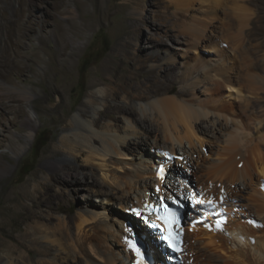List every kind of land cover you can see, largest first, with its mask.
I'll return each mask as SVG.
<instances>
[{
    "label": "rangeland",
    "instance_id": "1",
    "mask_svg": "<svg viewBox=\"0 0 264 264\" xmlns=\"http://www.w3.org/2000/svg\"><path fill=\"white\" fill-rule=\"evenodd\" d=\"M20 7L25 13L16 25L13 21ZM28 18L34 27L30 40L23 41L28 47L27 52L33 54L37 60L32 63L31 71L16 74L13 78L16 87L26 90L29 97L19 92L13 103H10L7 97L0 98V167L3 169H0V242L12 247L19 245L17 235L29 227L35 228L39 230L35 237L40 245L51 242L59 244L60 241L63 245L71 247V261L78 257L79 264H86L87 261L88 264H103L95 247L87 244L84 248H77L74 239L78 233L73 222L78 214L82 213L89 218L87 211L93 212L92 215L98 213L100 216L89 219V224L99 226L98 223L102 224L104 221L109 225L108 237L113 240V248L105 244L104 248L101 246L103 252L108 248L110 252L115 253V249L124 246L116 237V233L132 234L133 231H138L137 226L144 229V221L137 218L131 211L132 207H129L136 203V199L129 198V193H125L127 189L117 190L112 182L107 181L105 184L101 179L102 168L99 164L103 161L99 156L92 158L93 162H88L90 166L85 170L90 174V178L86 183L85 174L79 172L75 181L71 171L63 174L51 167L50 163L60 162L72 167L84 164L88 152L85 147L93 143L86 137V132L77 130V122L82 121L85 124L101 118V112L109 103L133 107L136 113L131 117L120 115L118 122L102 118L101 127H94L92 131L97 132L100 137L110 135L117 138L119 135L129 136L132 140L139 137L135 136L138 131L146 141H159L158 144L162 148L170 151L172 143L163 139L159 131L161 125L153 122V114L144 123L153 129L152 134H147L143 128L142 110L151 109V103L161 96L155 93L156 91L167 87H172L174 91L183 87L189 89L186 77H193V81L201 80L204 76L196 69L205 66V63L207 67L217 66L219 63L225 71L222 79L216 77L215 71L208 73L204 77L206 85L201 83L196 89H189L185 99L189 103L193 102V106L195 104L197 108L200 105L210 107L213 98L219 96L216 99L220 100L221 97L225 109L230 110L232 120L226 124L223 117L215 118L218 122V132L214 131L209 136L200 134L193 126L192 135L196 131L195 134L202 138V146L197 144V150H191L187 142L183 141L182 147H185L188 161H183V153L178 154L179 157L176 154L174 158H169L172 169L166 164L163 176L167 179V175L173 173L172 180L168 186L162 183V188L174 194L181 190L184 196H189L192 192L198 196H202L203 192L210 196L222 192L229 193L228 183L215 181L208 166L218 161L217 152L225 144L227 133L234 132L243 121L248 124L251 122V127L254 126V129L258 128L261 132L255 133L254 138H258L260 134L264 135V116L259 114L264 111V106L255 102L256 98L264 95V0H0L2 74L10 70L3 67L5 57L13 56L19 59V62L23 61L22 63L27 61L23 49L8 48L2 40L7 35L17 39L19 29L27 24ZM9 28H12V31L8 33ZM62 41L67 47L65 59L68 70L65 75L60 76L55 61L63 58L60 48ZM147 51L155 52L159 61L147 63V67L155 66L153 79L147 82L148 84H140L143 74L138 73L132 59L140 56L144 58ZM194 65L196 69H193ZM127 76H132L130 82L133 87L115 101H111L109 95L112 89L116 84L125 85ZM227 79L231 80L234 90L229 89ZM0 80L9 86L3 78ZM211 80L219 84L215 90ZM92 82L97 85L89 86ZM52 84H65V98L60 105V98L50 94ZM10 104L21 106L24 113L14 115L8 107ZM83 104L89 110L85 119L79 116ZM150 112L153 113L152 110ZM244 112H247V115ZM15 118L17 120L14 123L12 121ZM27 119H30L32 124H28ZM109 123L115 124L116 129L104 128ZM40 135L42 141L48 142L38 151L36 141ZM12 142L18 150H12ZM79 142L84 151L83 155H79L76 148ZM174 144L176 147L177 143ZM101 145V142L94 143L93 147L101 149ZM155 152V149L149 148L143 158L148 164L158 166L163 160L157 157ZM122 153L124 156L119 158L126 161L131 159V164L127 165L126 169H121V161L120 164L117 161H107L109 176L133 171V165L139 161L138 154H141L139 150L133 149L122 150ZM243 165L244 163L239 168L242 169ZM254 175L257 181L260 178L258 172H254ZM151 178H148L151 182L148 192L157 197V178ZM255 178L253 182H256ZM243 184L240 180L239 187ZM25 185L27 189L24 191ZM248 188L242 191L240 202L238 199L237 202H232L235 206L239 203L248 204L245 197L251 192V188ZM97 189L107 192L108 199L92 194L91 191ZM89 195H92L91 198L98 207L92 208L88 205ZM135 203L134 206L137 205ZM27 208L34 212V218L24 222ZM251 211L254 219H258L254 210ZM258 223L261 224V221L258 220ZM184 231L186 249L183 248L182 256L185 264H206V261L196 258L199 249L195 243L187 241L186 233L190 230L185 228ZM133 237L139 241L136 235ZM139 242L143 246L141 240ZM96 245L100 246V241ZM145 249L148 251L147 247ZM33 250L31 247L30 253L23 254L26 261L31 256L50 264L67 263L59 247L55 246L56 254H59L56 260L54 255L37 256ZM147 261L148 264H158V261L149 256V251ZM124 262L130 264V260L124 259Z\"/></svg>",
    "mask_w": 264,
    "mask_h": 264
},
{
    "label": "bare ground",
    "instance_id": "2",
    "mask_svg": "<svg viewBox=\"0 0 264 264\" xmlns=\"http://www.w3.org/2000/svg\"><path fill=\"white\" fill-rule=\"evenodd\" d=\"M24 13H25V10L22 7H20L17 17L13 21L16 25L19 23L20 18L24 15ZM33 27H34L33 22L30 20V18H28L27 24H25L24 27L19 29L17 39H13L10 35H7L6 38H3L2 40L4 41V44L8 46V48H12L16 50L17 48L23 49L24 58L27 60L26 62L22 63L23 61L19 62V59L14 58L13 56L12 58L7 56L5 57L6 60L3 62V67L7 68L8 70L10 69V70L4 74H2L1 73L2 71H1L0 78H3L6 81L7 85L9 86H6V84H4L5 82H2L0 80V98L1 97L9 98L10 103L14 102L16 94L19 92L22 93L24 96L29 97L28 92L26 90L16 87L13 77L16 74H21V73L24 74V73L31 71L32 63H34V61L37 60L36 57H33V54H30L29 52H27L28 47L26 46V42L23 41L24 39L30 40V33L32 32ZM11 31H12V28H9L8 33ZM60 48H61L63 58L55 62H56V69L59 70L58 74L62 76V75H65V73L68 70V68L66 69V59H65V54L67 53V47L63 41L60 42ZM4 54L6 56V53ZM126 54L127 53L125 52L124 55ZM14 56H15V53H14ZM132 60L135 63L134 65H136V70L138 71V73L140 72L143 74V76L141 77L142 81L140 84L150 82L153 79V75H154L153 71H154L155 66L152 65L150 67H147V63L150 61L153 63H158L159 58L157 54L155 52L147 51L144 54V58H141L140 56L138 58L134 57ZM205 64L207 65V63ZM217 64H218L217 66L213 65L214 67L211 65H210L211 67L209 66L207 67L206 65L201 66L203 65L201 63L200 65L201 67L200 68L198 67L199 69H196L195 65L193 69L201 71V74L204 77L207 76L208 73L215 71L216 77L218 76V78L221 77L222 79L223 77L222 74L225 71L223 70L224 68L222 69V66H220L219 63ZM196 65H198V63ZM160 67H162V65ZM11 69L13 73H11ZM172 70L173 68L170 69V72H172ZM192 72H194V70ZM192 75L193 73L191 74V76ZM204 77L200 78L201 80H198V81L195 80L196 81L195 82L193 81V77L189 78L187 76L186 78L189 81L188 82L189 89L190 90L196 89V87H198V84H201V83L204 84L205 86L206 82H204ZM131 79H132V76H127L126 77L127 82L125 83V85L116 84L114 86V88L112 89V92L109 95L112 99L111 101H115L123 93H126L128 89L130 90L133 87V85L130 82ZM226 81H227L226 84L229 86V89L234 90L233 84L230 83L231 80L227 79ZM212 84H213L212 86L214 87V90L215 88H218L219 84L216 83V81H214V83L212 81ZM64 85L65 84L55 86L52 84V89L50 90L51 96L57 95L60 98V103L58 105H60L62 103V100H64L65 98L64 96H65L66 90H65ZM95 85H97V83L92 82L90 83L89 86H95ZM146 87L148 86L146 85ZM189 89H184L183 87L179 91H174L172 87H167L165 89L156 91L155 93L161 94V96L157 98L156 100L154 99L155 101L151 103V109L142 110V115L144 117V120L142 121L143 128L145 129L147 134L148 133L152 134L153 129H151V127L148 125H144V123L148 120L147 118L150 117L151 114H153V118H152L153 122L160 123L161 125V127L159 128V131L163 139L166 142L169 141L172 143V147L170 148V151H166L164 148H162L158 144L159 141L158 143L154 141H153L154 143H150L146 141V139H143L142 134L138 131L135 133L136 134L135 136H139V137H136L137 139L133 138L134 140L128 138L129 136L121 137L119 135L117 136V138L112 137L110 135L108 137H100L101 135L99 136L97 132L92 131L94 130L93 129L94 127H101L102 118H108L114 122H118L121 118L120 115L121 116L123 115L124 117L125 116L131 117L136 113L133 107L109 103L106 105L105 110L101 112V118L96 119L92 121L91 123L84 124V122L82 123V121L77 122V125H76L77 130L80 129L86 132L87 133L86 137H88V139L91 140V143H93L91 145L90 144L86 145L85 147L88 149V152H87L84 164L78 165L77 167H72L69 165H63L60 162L50 163L51 167L59 170L60 172H63V174L65 172L71 171L72 175L75 177L74 179L75 181H76V177L79 172L82 173L83 175L85 174L84 179L86 183V181H88L87 179L90 178V174L87 173L85 170L86 168L90 166L88 165V162H91L92 158L95 159L96 156H99L101 161H103V163L99 164L100 167L102 168L101 169L102 174L100 177L103 180V182L105 184H107L106 183L107 181L112 182L114 186H116L117 190L123 189L124 191L125 189H127L125 190V193L126 194L129 193V198L131 197V200L136 199L137 205L134 206V203H135L134 202L129 207H132V209L140 210L141 216L139 217L136 216V217L142 219L146 227H144L143 229V227L138 228L137 226L138 231L137 232L133 231L132 234L128 232L127 234L116 233L117 235L116 237L119 238L121 242H123L124 246L122 248L115 249L116 250L115 253H112V251L110 252V249L108 248L106 249V252H103L104 250L103 248L105 247V244H109L108 246L110 248L113 245L112 243L113 240H110L108 237V231H110L109 225L106 224L104 221L101 222L102 224L98 223L99 226H91L89 224V221H90L89 219H93V218L100 216L98 213H94L95 215H92L93 212L87 211V214L89 213V218H87V216L82 213L78 214V216L74 218L73 223L77 229L76 233H78L77 238L75 237L76 239H74L77 248H84V246H86L87 244L92 248L95 247L97 249L99 258H102L101 260L103 261V264H126L124 262V259L130 260L129 263L134 264L136 257L134 254L129 252L124 241L126 237H129V236L133 237L135 235L138 237L139 241L141 240L144 246L143 248L145 249L147 247V250L149 251V256L151 255V257H153V260L158 261V264L162 263L163 258L160 252V245L157 243V238L151 235L152 233L149 231L147 227L148 217L150 218V215L146 213L145 205H148L149 203L152 205L154 204L156 205L158 202H162V201L165 202L166 200H169V199L178 200V198H184L185 196L181 190L177 194L164 190V188H162V183L163 185H166V186L171 184V180H172L171 176L173 173L171 175L169 173V176L167 175V179L166 177L163 176L164 171L160 173V176H163V181H162L160 176H158V172L160 169L164 170L166 168V164H168L169 167L172 169L171 162H169L170 156L175 157L176 154L178 156V154L183 153L182 154L183 161L184 160L188 161L187 152L184 149L185 147L184 146L182 147L184 140L187 142L191 150H197V147H196L197 144L200 147L202 146V138L199 135L195 134L196 131L192 135V132H194L193 126L195 130L199 131L200 134H203V135L205 134L209 136L213 134L214 131L218 132V122L215 120V118L223 117L226 121V124L228 123L229 120H232V118L230 117L231 115L229 113L230 110L225 109L224 104L221 100V97L219 100V99H216L219 96L218 97L215 96L216 98H213L212 96L213 103L211 104L210 107H205V106L200 105L197 108L195 104L193 106L192 104L193 102L189 103L185 99L186 96L188 95ZM210 99L208 100L210 101ZM255 102L259 103L263 107L264 106V95H262V97L256 98ZM0 105H1V102H0ZM58 105L56 107H58ZM8 107L14 115H20L24 113L21 106L10 104ZM246 108H248V106ZM150 110H152L153 113H151ZM246 113L244 112V114ZM88 114H89L88 107L83 104V108L79 110V116L82 119H85ZM259 114H261V116H264V111ZM17 118L13 119L12 122L15 123ZM27 123L32 124V121L30 119L29 120L27 119ZM110 123L107 126H104L105 125L104 124L103 125L104 128L106 129L115 128L116 129V125L115 124L113 125ZM206 123H207V126H205ZM251 124H252L251 122H249L248 124V123H244L243 121L242 125L237 127L234 132L231 131L227 133L226 138H225V144L222 145L223 147H221L220 150H218L217 152L218 161L214 164L212 162L211 166H208L209 169H211L212 171V177L215 179V181L228 183V185L230 186L229 193L222 192L220 194L218 193V195H215V196L213 195L210 196V194H204V192L202 196L200 195L198 196V194L197 195L195 194L197 200L202 201V202L225 200L228 202L231 212L238 208L237 212H235L234 215L230 216L227 226L224 228V231L221 233L220 232L216 234L210 233L203 229H195V230L189 229L190 231L186 233L188 236L187 241L191 240L192 242L195 243L196 247H198L199 249L196 252V255H195L196 258L199 257L197 259L199 260L202 259L201 261L204 260V262L206 261V264H264V135L260 134L258 138H254L255 133L258 134L261 132L259 131L258 128L254 129L253 128L254 126L251 127L253 125ZM261 124L262 122L260 123V125ZM263 130H264V124H263ZM82 137L85 138L83 134H82ZM82 137H81V140H82ZM100 142L102 144L101 149H97L93 147L94 143H100ZM174 143H177L176 147ZM76 146H77L76 148L78 149L79 155H83L84 151L81 149L80 142L77 143ZM11 148L14 151L18 150L14 142L11 143ZM149 148L155 149L156 150L155 155L157 157H160L161 160H163L162 162H160V165L153 166L150 163L148 164L146 159L143 158V155L149 152ZM132 149L137 150V151L139 150L141 152V154H138V157L136 156L137 159L139 158L138 159L139 161L136 163V165H133L134 170L131 172L123 171V173L119 176H115L114 174L113 175L111 174L109 176L108 175L109 166L107 165L106 162L107 161L109 162L117 161L120 164V161H121V163H123V166L121 165V169L124 167L126 169V166L131 164V161H130L131 159L129 158L130 160L126 161L125 159L122 160L119 157L124 156V154L122 153V150L129 151ZM74 160L75 162L77 161L76 158ZM243 163H244L243 168L240 169L239 167ZM208 167H207V170H208ZM0 169L3 170L2 167H0ZM254 172H258V175L260 176V178L257 181L255 178ZM209 175L211 176V174ZM69 176L70 174L68 175V177ZM151 176L152 177L155 176L157 178V189L159 188V191L156 192V194L158 195L157 197L156 195L152 196L148 192L151 186V182L148 181V178H151ZM145 178L147 179L145 180ZM254 178L256 182H253ZM207 179L208 178H206V180ZM261 179L263 180L261 181ZM240 180H242L244 183L241 187H239ZM248 187L251 188V192L249 191L247 196L244 195L246 197V200L248 201V204L246 205V204L239 203L237 205L240 207L235 206L232 202L236 199H238V201L240 202L243 197L242 191L249 189ZM23 189L25 191L27 189V185H25ZM91 192L92 194L97 195V196L106 197L108 195L107 192H103V190L101 189H97L95 191L92 190ZM130 192H133V193L131 194ZM133 194L135 195L133 196ZM159 196H160V199H159ZM91 197L92 195H89L90 200L88 202L89 203L88 205H90V207L92 208L98 207V204L94 203ZM107 199L108 198L106 197L105 200ZM250 209L254 210V212L258 215V219H254V217L252 216L253 215L252 211ZM32 218H34V212H32L31 209L27 208V212L25 213V217H24V222ZM261 219H263V221ZM258 220L261 221V224L258 223ZM38 232L39 230L35 228H30V227L28 229L21 231L19 235H17L18 241L20 240L19 245L16 244L13 247L9 245H5L3 242H0V264H50L49 262L43 259H36V258H32L31 256L30 257L27 256L28 257V260H27L28 262H27L26 259H24L23 254L25 252L28 253L29 251H31V247H32L34 248L33 251L36 253L37 256L54 255V259L56 260L59 258V254H56L55 246L59 247V251L67 259L66 264H70L71 262L75 264H79L78 257L73 258L75 259V261H71V258L73 256L70 257V252L72 250L70 249L71 247L69 245H63L64 243L62 244L60 241L58 242L59 244H55L51 242L50 244L40 245V243L38 242V238L35 237L36 235L39 234ZM158 235L161 237L160 233H158ZM68 239H70L69 234H68ZM97 240L100 241L101 243L100 246L96 245L98 242ZM185 240L186 239L184 237L183 248H185ZM101 246H103V248ZM197 253L200 255H197ZM169 254L171 253H168V256ZM88 263L89 262L87 261L86 264Z\"/></svg>",
    "mask_w": 264,
    "mask_h": 264
},
{
    "label": "clouds",
    "instance_id": "3",
    "mask_svg": "<svg viewBox=\"0 0 264 264\" xmlns=\"http://www.w3.org/2000/svg\"><path fill=\"white\" fill-rule=\"evenodd\" d=\"M169 158L172 159L174 156H170ZM185 197L178 198V200L169 199L163 203L158 202L156 205L149 203V207L146 208V213H150L147 227L149 231L155 235L154 237L157 238V243L160 245V252L163 258L162 264H185V259L182 256L184 253L185 232L183 229H203L210 233H221L227 226L230 216L234 215L238 209L231 212L230 206L225 200L202 202L197 200L193 193L189 196L185 194ZM235 202H237V200ZM178 204L182 206L178 207ZM165 207L169 209V213H174L175 216L173 217L170 214L166 216L164 212ZM155 208H157L159 216ZM162 218H166L169 224L165 225L164 219ZM173 220H175V223H172ZM148 223H152L155 228H150ZM158 225L161 229H164L163 232L161 229L157 228ZM155 230L157 231L155 232ZM169 232L171 233L170 238L175 242L176 248L178 249L176 252L169 249L166 242L161 240V237L158 235V233H160L161 236L168 235ZM168 253L171 254L168 256Z\"/></svg>",
    "mask_w": 264,
    "mask_h": 264
},
{
    "label": "snow or ice",
    "instance_id": "4",
    "mask_svg": "<svg viewBox=\"0 0 264 264\" xmlns=\"http://www.w3.org/2000/svg\"><path fill=\"white\" fill-rule=\"evenodd\" d=\"M163 171H164L163 169H160L158 172V176H160V173H162ZM160 178L163 179V176H160ZM157 191H159V188L157 189ZM161 203H163V201ZM174 203H175V201H174ZM177 206L181 207L182 205L178 204ZM148 207H149L148 205H145V208H148ZM131 211L133 213H135L136 216H138V217L141 216L140 210L131 209ZM164 212H165L166 216L169 214L172 215L173 217L175 216L174 213H169V209L167 207L164 208ZM157 215L159 216L158 210H157ZM162 219H164L165 225L169 224V221L166 218H162ZM172 223H175V220H173ZM126 231H127V229H126ZM161 231L163 232L164 229H161ZM170 236H171V233L169 232L168 235L162 236V239L166 242L169 249H171L173 252H176V251H178V249L176 248V246L173 243ZM124 243H125L127 249L129 250V252L134 254L136 257L134 264H148L147 251H146V249L143 248V246L140 244V242L135 237H132V236L126 237Z\"/></svg>",
    "mask_w": 264,
    "mask_h": 264
},
{
    "label": "trees",
    "instance_id": "5",
    "mask_svg": "<svg viewBox=\"0 0 264 264\" xmlns=\"http://www.w3.org/2000/svg\"><path fill=\"white\" fill-rule=\"evenodd\" d=\"M47 142H48V140H44V141H42V139H41V135L40 136H38V138H37V141H36V150H41L46 144H47Z\"/></svg>",
    "mask_w": 264,
    "mask_h": 264
}]
</instances>
